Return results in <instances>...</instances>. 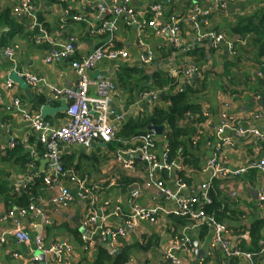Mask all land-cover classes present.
<instances>
[{
	"label": "crops",
	"instance_id": "crops-1",
	"mask_svg": "<svg viewBox=\"0 0 264 264\" xmlns=\"http://www.w3.org/2000/svg\"><path fill=\"white\" fill-rule=\"evenodd\" d=\"M65 1L63 7L57 2L51 4L50 0H0V26L6 29L0 33V185L10 189L15 186L18 191L38 179L44 183L26 207L7 206L0 198V264H97L100 248L113 257L106 264H113L123 252L130 254L126 264H176L166 257V252L183 239L188 243L175 249L179 264H264V227L258 250H244L241 245L243 240L251 244L254 223H264V172L259 168L264 159V141L255 135L264 133V39L261 41L253 33L242 35L232 31L238 26H249V21L259 23L264 17V0ZM25 3L32 7L27 13L21 8ZM156 6L162 9V24H168L172 17L180 20L177 45H171L149 25ZM114 8L121 12L115 13ZM211 34L221 35L223 40L216 42ZM71 43L76 50L72 58L49 60L60 46ZM102 46L127 53L126 58L100 61L89 73L92 80L98 78L114 86L109 106L116 113L112 124L117 132L122 131L124 122L151 115L160 103V97L154 106L149 100L142 101L143 92L177 94L203 81L207 88L202 91L198 85L200 91L193 102L201 106L205 120L196 125L185 162L179 157L171 162V170H154L152 179L140 157L128 155L130 149L141 146L138 138L151 131L148 127L121 146L115 140L94 143L90 149L61 145L62 163L64 157L69 168L63 165L65 175L47 185L44 179L53 177L54 170L45 157L46 146L18 113L14 100H19L22 110L31 115L43 117L42 109L51 107L53 115L44 119L55 128L64 127L68 119L65 107L70 101L54 99L51 90L77 88L80 79L71 65L74 57L82 60ZM198 49L204 51L203 55L193 53ZM149 52L153 62L143 64L141 58ZM122 67L142 69L148 76L162 75L165 83L160 87L150 81L145 86L137 76L136 90L121 88ZM187 69L195 70L189 79ZM22 74L37 76L42 81L33 85ZM89 94L95 98L97 89L91 86ZM94 109L92 106L91 111ZM192 115L187 113L193 119ZM155 133L153 154L162 162L168 149L164 133L161 137ZM32 137L36 138L34 144L30 143ZM11 140L17 141L16 147H24L9 154L13 149L9 147ZM40 148L45 150L43 154L39 153ZM125 158L136 161L134 169L124 167L121 159ZM215 158L220 169L245 171L213 177L207 166ZM73 177L87 178V184L97 188L94 195L83 198ZM150 180L153 186L146 187ZM159 181L164 184L163 189L154 185ZM209 182L210 203L202 194V186ZM62 189L69 192L70 199L56 205L53 199L61 197ZM193 197L199 199L195 211L206 212L205 207L214 199L222 203L223 209L230 207L233 220L219 221L215 215L210 216L226 227L224 242L230 249L240 250L241 256L228 255L215 242V226L211 222H197L172 213L180 200ZM117 207L121 209L119 215L114 214ZM135 207L158 208L157 222H140L133 229L126 228L127 217ZM94 212L107 215L108 226L125 227V236L112 243L99 239L95 227L86 223ZM18 228L30 234V243L18 242L13 235ZM38 234L44 247L66 243L69 251H63L60 260H53L38 249L34 240Z\"/></svg>",
	"mask_w": 264,
	"mask_h": 264
},
{
	"label": "built area",
	"instance_id": "built-area-1",
	"mask_svg": "<svg viewBox=\"0 0 264 264\" xmlns=\"http://www.w3.org/2000/svg\"><path fill=\"white\" fill-rule=\"evenodd\" d=\"M25 13L29 12L32 8L29 4H23L22 7ZM115 13L121 12L119 8H114ZM155 14L154 19L149 22L151 27L157 29V32L163 36L166 40L169 41L171 45H177V38L180 31V20L172 17L168 24H162L159 19L162 15V9L160 6H156L153 9ZM77 19V18H76ZM192 22L197 27L196 20L193 19ZM211 37L216 41L223 40V36L217 34H211ZM74 43L62 45L61 49L54 51L49 60H68L73 57L75 54ZM127 53L123 50L118 49H109L105 46L98 48L93 54L88 55L82 60L74 58L72 62V67L79 76L78 87L75 89H58L53 88L51 90V95L54 99L57 100H69L70 103L67 108V123L62 128H55L49 121L45 120L41 115H31L27 111L22 110V106L19 100H14L15 106L18 108V113L23 119L28 121L32 129L39 134V140L42 144L46 146L47 152L45 157L50 160V169L54 170L53 177L47 176L44 181L47 185H52L60 180L62 176L65 175V170L62 163L61 156V145H81L86 149H90L94 143L112 142L117 135V128L113 126V118L116 116L115 111H113L109 106V94L113 89V84L110 82H102L95 79L92 80L89 76L90 71L102 60H116L118 58H126ZM141 62L143 64H151L153 62L152 53H147L142 56ZM194 69L186 70V77L189 79L194 74ZM25 75L26 79L33 85L39 84L42 80L31 74H22ZM91 86H94L97 89V96L91 98L89 94V89ZM160 97L159 92L154 90H147L141 94V100H149L153 106L158 101ZM95 107V111H91V107ZM119 119V118H118ZM220 133L223 132V129L219 130ZM255 135L264 141V133L255 132ZM156 133L155 130L150 132H145L138 139L141 141V146L137 149H130L128 152L129 157L139 156L142 163L148 166V172L150 173L152 179V172L154 170L166 169L171 170L174 166L173 163H170L168 152L164 153L163 161L160 162L156 156L153 154L155 152L156 145ZM17 145L16 140H11L9 147L14 148ZM126 169H134L135 160L133 159H121ZM144 165V166H145ZM259 168L264 172V159L259 163ZM207 170L210 175L213 177L218 176H228L230 174L237 175L245 170H239L236 172H231L226 169H220L217 164V159H213L209 162ZM72 181L79 184L81 190V196L83 198H90L94 195L96 187L89 186L87 184V178L83 180L77 179L76 177L72 178ZM210 182L202 186V194L204 199L207 202H211L209 197ZM159 189L164 188V184L159 181L154 184ZM153 186L152 180L146 183V187ZM181 187H185L184 184H181ZM170 195L169 191H166ZM137 194H134V197ZM261 197L264 200V190L261 193ZM70 199L69 192L67 190H61V197L54 198L53 203L59 204ZM199 203L197 197L190 198L188 200H180L178 202V209L175 210L174 214L180 216H189L195 219L197 222L209 221L215 226V242L220 244L225 248L228 255L230 256H241L242 253L240 250L230 249L224 242V234L227 232L226 227L217 222L214 216L207 215L202 209L195 211L194 207ZM24 212V211H23ZM121 209L119 207L114 208V214L119 215ZM158 208H140L135 207L131 214L127 217L126 228L133 229L138 226L140 222H157ZM48 221H46L47 223ZM107 215L99 216L94 212L93 215L87 218L86 223L90 226H94L96 231L95 234H98L99 239L105 242L112 243L117 238L125 236L126 229L123 228H113L106 225ZM35 227H39L35 225ZM13 235L18 240V242L23 244L30 243L32 237L30 234L20 228L13 232ZM34 240L37 244L38 249L42 250L45 254L49 255L53 260H60L63 251H69V246L66 243L62 244H53L50 247H44L43 238L40 234L34 237ZM188 243L187 239H183L181 242L176 243L166 252V257L171 260L173 263L179 264V261L175 255V249L179 248ZM262 251H264V240L262 242ZM251 256V254H247Z\"/></svg>",
	"mask_w": 264,
	"mask_h": 264
},
{
	"label": "trees",
	"instance_id": "trees-1",
	"mask_svg": "<svg viewBox=\"0 0 264 264\" xmlns=\"http://www.w3.org/2000/svg\"><path fill=\"white\" fill-rule=\"evenodd\" d=\"M54 2L59 3V5L65 7V0H50V3ZM255 19H258V13L254 16ZM264 17L255 24V21L252 22L247 27L238 26L237 28L232 29L233 33H238L245 35V33H253L255 36L262 41L264 39ZM204 51L198 49L193 53L200 56ZM205 56V54H204ZM77 59L78 57H74ZM137 76L141 77V85L147 86L150 81L154 82V85L162 87L165 83V78L162 75L155 74L148 76L142 69H132L122 67L119 75V84L121 88H130L132 91L136 90L139 87L138 81L135 80ZM144 83V84H143ZM200 87L202 91H205L207 84L203 82H196L194 86L186 87L183 91L174 94L172 92L164 93L160 96V103L155 105L151 115L138 117L136 119H131L128 122H124V126L121 132H117L114 143L118 142V145H123V143H130L131 137L143 133L142 131L148 128L150 125L156 127H164V137L166 146L168 149L169 161L174 162L179 157L184 160L187 155H189V149L192 147L193 135L196 132V125H201L205 118L201 114V106L193 102V97L200 91L197 90V87ZM145 86H142L144 88ZM201 91V92H202ZM193 113L192 117H188L187 113ZM128 140V141H125ZM31 144L36 143V138L32 137ZM112 143V142H111ZM23 144L14 147L9 154H12L18 149L24 147ZM44 149L40 148L39 153L43 154ZM185 162V160H184ZM187 162V161H186ZM26 164L28 161L25 162ZM63 165L65 169H68L67 161L63 157ZM43 180H35L30 183L24 189H13L8 188L7 186L0 185V198L3 199L1 203H5L7 206L16 205L20 207H26L30 204L31 199L38 196L39 191L43 188ZM223 209L222 203L213 200L210 206L205 207L207 215H215L219 221H224L226 219L233 220V213L230 211V207L226 205ZM230 213V215H228ZM207 226V225H206ZM264 227L262 221L254 223L251 231V244L247 245L246 241H241V245L244 250L252 249L254 251L259 249V241L261 240V231ZM245 230V227L242 228ZM143 248V247H142ZM130 254L123 252L120 256L114 259L113 264H126L129 261ZM113 257L109 254L104 248L99 249V255L97 258V264H106L111 262Z\"/></svg>",
	"mask_w": 264,
	"mask_h": 264
},
{
	"label": "water",
	"instance_id": "water-1",
	"mask_svg": "<svg viewBox=\"0 0 264 264\" xmlns=\"http://www.w3.org/2000/svg\"><path fill=\"white\" fill-rule=\"evenodd\" d=\"M161 2H164V3H166V2H169L168 0H160ZM6 29L4 28V27H1L0 26V33L1 32H3V31H5ZM74 47H75V45H74ZM64 109V108H63ZM62 109V110H63ZM65 110H67V108L65 107ZM42 113H43V118H45L46 117V115H53V113H54V110L51 108V107H49V106H46V107H44L43 109H42ZM148 130L150 131H152V130H155L156 132H157V134L161 137L162 135H163V133H164V127H156V126H154V125H151V126H149V128H148ZM161 141V138H159V142Z\"/></svg>",
	"mask_w": 264,
	"mask_h": 264
}]
</instances>
